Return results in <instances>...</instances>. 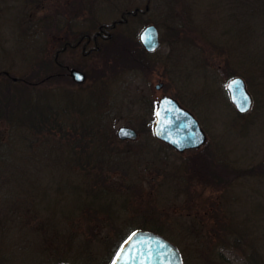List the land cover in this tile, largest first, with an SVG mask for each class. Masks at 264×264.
I'll use <instances>...</instances> for the list:
<instances>
[{
    "label": "rangeland",
    "instance_id": "374dc122",
    "mask_svg": "<svg viewBox=\"0 0 264 264\" xmlns=\"http://www.w3.org/2000/svg\"><path fill=\"white\" fill-rule=\"evenodd\" d=\"M74 1L0 0V264H106L143 226L183 264H264V0ZM119 18L93 50H61L69 23ZM151 23L152 52L138 38ZM162 95L197 118L199 147L153 135Z\"/></svg>",
    "mask_w": 264,
    "mask_h": 264
},
{
    "label": "water",
    "instance_id": "95a60500",
    "mask_svg": "<svg viewBox=\"0 0 264 264\" xmlns=\"http://www.w3.org/2000/svg\"><path fill=\"white\" fill-rule=\"evenodd\" d=\"M138 38L142 46L150 52L157 49L161 43L158 28L152 23L140 30ZM69 73L76 82L84 80V73L79 69L72 68ZM233 81H239V85H234ZM161 85L162 83L158 82L155 87L160 88ZM226 89L238 112L244 113L249 110L252 97L241 76L230 78ZM244 97H247V101ZM245 103L247 108L242 111L241 108ZM152 131L156 138L178 151L199 147L206 139L194 115L169 95H162L156 102ZM116 134L120 139H132L137 133L134 128L122 125L117 129ZM114 262L115 264H182V258L178 248L163 235L138 228L131 231L121 242L110 264Z\"/></svg>",
    "mask_w": 264,
    "mask_h": 264
},
{
    "label": "flooded vegetation",
    "instance_id": "af4514ba",
    "mask_svg": "<svg viewBox=\"0 0 264 264\" xmlns=\"http://www.w3.org/2000/svg\"><path fill=\"white\" fill-rule=\"evenodd\" d=\"M73 3H76V0ZM74 18L75 17H72V19ZM73 26L74 25L70 26L69 23V26L64 27L62 29V34L59 35V39L62 41L61 50L63 51L67 50L66 48L68 46H71L74 49L81 50L82 53H86L88 51L93 50V47L96 46V42L98 38L107 39L108 37H111V32L108 30L109 27L107 26L106 23L99 24L97 28L98 30H95L94 32H92L94 29V27L92 26H89L85 30H76L74 28L75 26L74 27ZM70 33H72V35ZM3 73L8 74L5 71H3Z\"/></svg>",
    "mask_w": 264,
    "mask_h": 264
},
{
    "label": "snow or ice",
    "instance_id": "6c2138e0",
    "mask_svg": "<svg viewBox=\"0 0 264 264\" xmlns=\"http://www.w3.org/2000/svg\"><path fill=\"white\" fill-rule=\"evenodd\" d=\"M233 84H234V85H239V81H233ZM244 100L247 101V97H244ZM246 108H247V103L244 104V106L241 108V110H242V111H243V110H246ZM122 131H123V130H122ZM114 264H115V262H114Z\"/></svg>",
    "mask_w": 264,
    "mask_h": 264
},
{
    "label": "trees",
    "instance_id": "16d2710c",
    "mask_svg": "<svg viewBox=\"0 0 264 264\" xmlns=\"http://www.w3.org/2000/svg\"><path fill=\"white\" fill-rule=\"evenodd\" d=\"M151 229H153V230H155V231H157V232H160V230H159L158 228H155V227H154V228H151ZM123 237H124V236H123ZM123 237H122V238H123ZM116 246H117V245H116ZM116 246H115V247H116ZM114 250H115V248H114ZM114 250H113V252H114Z\"/></svg>",
    "mask_w": 264,
    "mask_h": 264
}]
</instances>
